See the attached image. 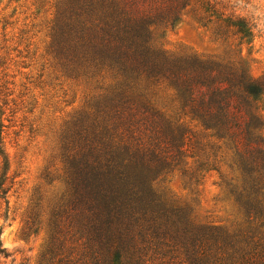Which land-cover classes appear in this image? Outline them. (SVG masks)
Segmentation results:
<instances>
[{"label":"trees","instance_id":"1","mask_svg":"<svg viewBox=\"0 0 264 264\" xmlns=\"http://www.w3.org/2000/svg\"><path fill=\"white\" fill-rule=\"evenodd\" d=\"M193 6L221 38L252 44L254 24L216 0H59L56 6L50 56L69 74L101 80L100 94L69 136L70 214L65 220L55 214L50 224L56 252L75 256L65 264H264V77L250 74L242 52L227 61L166 52V30ZM161 89L177 120L153 104ZM188 123L228 152L231 177L221 179L246 219L238 232L198 222L189 207L160 194L154 183L181 163L132 144L141 127L156 151L163 143L181 155ZM0 157L6 166L1 139ZM203 169L220 172L217 162L200 163ZM7 179L0 176V199ZM0 255L8 257L4 249Z\"/></svg>","mask_w":264,"mask_h":264},{"label":"rangeland","instance_id":"2","mask_svg":"<svg viewBox=\"0 0 264 264\" xmlns=\"http://www.w3.org/2000/svg\"><path fill=\"white\" fill-rule=\"evenodd\" d=\"M216 1L228 13L254 24L252 44L239 46L235 38H221L214 26L204 25L203 12L193 6L174 28L166 30L163 49L212 61L231 60L242 52L250 74L263 78L264 0ZM58 3L0 0V139L7 158L5 166L0 157V176L8 178L5 188L9 190L0 199V249L8 255H0V264H65L75 258L66 249L56 252L55 230L50 224L55 214H62L63 220L70 214L69 167L74 153L68 150L69 136L100 94L101 80L69 74L50 56L49 28ZM152 102L177 120L178 112L165 90L155 91ZM259 106L264 137V96ZM188 128L181 155L163 143L156 151L150 133L141 127L135 129L132 144L146 153H161L168 162L181 163L173 164L154 183L160 194L189 207L198 222L238 232L245 228L246 219L221 179V175L231 177L228 152L200 126L188 123ZM213 162L220 172L198 171L200 163ZM56 239L63 241L64 237L56 234Z\"/></svg>","mask_w":264,"mask_h":264}]
</instances>
